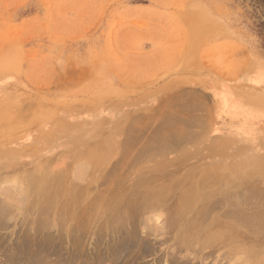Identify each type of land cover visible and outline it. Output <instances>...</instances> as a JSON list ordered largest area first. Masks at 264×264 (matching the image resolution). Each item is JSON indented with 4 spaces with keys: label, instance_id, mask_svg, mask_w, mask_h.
Returning <instances> with one entry per match:
<instances>
[{
    "label": "rangeland",
    "instance_id": "rangeland-1",
    "mask_svg": "<svg viewBox=\"0 0 264 264\" xmlns=\"http://www.w3.org/2000/svg\"><path fill=\"white\" fill-rule=\"evenodd\" d=\"M257 22L246 0H0V264H264Z\"/></svg>",
    "mask_w": 264,
    "mask_h": 264
},
{
    "label": "trees",
    "instance_id": "trees-1",
    "mask_svg": "<svg viewBox=\"0 0 264 264\" xmlns=\"http://www.w3.org/2000/svg\"><path fill=\"white\" fill-rule=\"evenodd\" d=\"M254 11L256 16L258 34L264 38V0H246Z\"/></svg>",
    "mask_w": 264,
    "mask_h": 264
},
{
    "label": "bare ground",
    "instance_id": "bare-ground-1",
    "mask_svg": "<svg viewBox=\"0 0 264 264\" xmlns=\"http://www.w3.org/2000/svg\"><path fill=\"white\" fill-rule=\"evenodd\" d=\"M138 147H139V146H138ZM236 147H237V146H236ZM143 148H144V147H143ZM252 160H253V159H252ZM117 168H118V167H117ZM74 177H75V176H74ZM77 177H78V176H77ZM18 183H19V182H18ZM18 183H17V184H18ZM26 183H27V182H26ZM19 184H20V183H19ZM19 184H18V185H19ZM3 185H4V184H3ZM13 185H14V184H13ZM27 185H28V184H27ZM205 186H206V185H205ZM7 187H8V186H7ZM7 187H6V188H7ZM12 187H13V186H12ZM17 187H18V186H16L15 188H17ZM0 189H1V188H0ZM3 189L6 190L5 188H3ZM17 189H18V188H17ZM17 189H16V190H17ZM1 190H2V189H1ZM4 190H2V191H4ZM187 191H188V190H187ZM1 193H2V192H1ZM5 195H6V194H5ZM191 196H192V195H191ZM191 196H189V197H191ZM196 196H197V195H196ZM193 197H194V195H193ZM191 198H192V197H191ZM179 199H180V197H179ZM187 200H188V199H187ZM191 200H193V199H191ZM186 202H188V201H186ZM190 202H191V201H190ZM188 203H189V202H188ZM67 205H68V204H67ZM18 206H19V205H18ZM140 206H141V205H140ZM183 206H184V205H183ZM181 207H182V206H181ZM182 208H183V207H182ZM62 211H63V210H62ZM65 211H66V210H65ZM37 214H38V213H37ZM77 214H78V213H77ZM95 214H96V213H95ZM44 215H45V214H44ZM93 216H94V215H93ZM5 217H6V216H5ZM10 218H11V217H10ZM44 218H45V217H44ZM99 218H100V217H99ZM34 219H35V218H34ZM2 223H3V222H2ZM33 223H34V222H33ZM62 223H63V222H62ZM39 224H40V223H39ZM4 225H5V224H4ZM124 246H125V245H124ZM124 246H123V247H124ZM22 247H23V246H22ZM128 247H130V246H128ZM116 248H118V247H116ZM127 249H128V248L125 247L124 250H127ZM43 251H44V250H43ZM116 251H117V250H116ZM118 251H119V250H118ZM21 252H22V251H21ZM21 252H20V253H21ZM119 252H120V251H119ZM121 252H122V251H121ZM41 253H42V252H41ZM77 253H78V252H77ZM26 254H27V253H26ZM26 254H25V255H26ZM44 254H45V253H44ZM18 255H19V254H18ZM78 255H80V254H78ZM42 256H43V255H42ZM42 256H41V257H39V256L35 257V256H34V257L32 258L33 261L31 260L32 263H33V262H35V263L39 262L40 258H43ZM46 256H47V254H46ZM27 257H28V256H27ZM13 258H14V257H13ZM13 258H11V261H10L11 263H12V262H15V261L20 262L19 260H23V258H18V257L14 258V259H13ZM43 259H44V258H43ZM43 259H42V260H43ZM8 260H9V259H8ZM8 260H7V261H8ZM14 260H15V261H14ZM23 261H24V260H23ZM75 261H76V260H75ZM28 262H30V261L28 260ZM76 262H77V261H76ZM15 263H16V262H15ZM26 263H27V262H26ZM32 263L30 262V264H32ZM9 264H10V263H9ZM16 264H17V263H16ZM33 264H34V263H33Z\"/></svg>",
    "mask_w": 264,
    "mask_h": 264
},
{
    "label": "crops",
    "instance_id": "crops-1",
    "mask_svg": "<svg viewBox=\"0 0 264 264\" xmlns=\"http://www.w3.org/2000/svg\"><path fill=\"white\" fill-rule=\"evenodd\" d=\"M233 99H234L235 101H238V100H236L234 97H233Z\"/></svg>",
    "mask_w": 264,
    "mask_h": 264
}]
</instances>
